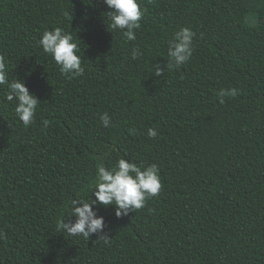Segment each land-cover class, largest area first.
Instances as JSON below:
<instances>
[{"label": "trees", "instance_id": "obj_1", "mask_svg": "<svg viewBox=\"0 0 264 264\" xmlns=\"http://www.w3.org/2000/svg\"><path fill=\"white\" fill-rule=\"evenodd\" d=\"M140 2L126 41L103 0H0L8 78L40 101L24 127L0 85V264H264V0ZM55 27L79 43L83 76L65 78L40 46ZM182 27L195 33L192 56L169 70ZM231 88L239 95L220 103ZM121 158L155 163L159 194L120 217L96 205L107 243L58 231L76 219L70 200L91 198L97 164Z\"/></svg>", "mask_w": 264, "mask_h": 264}, {"label": "clouds", "instance_id": "obj_2", "mask_svg": "<svg viewBox=\"0 0 264 264\" xmlns=\"http://www.w3.org/2000/svg\"><path fill=\"white\" fill-rule=\"evenodd\" d=\"M109 11V28L112 31L123 33L126 41L137 39L136 30L141 28V19L146 13L140 0H103ZM195 33L189 27H182L176 31L168 41V63L167 69H178L186 64L192 56L193 39ZM39 44L43 51L50 55L60 72L65 78L71 80L83 76L85 68L82 65L79 43L74 39L72 33L66 32L61 27L45 30L42 33ZM142 55L141 50L136 47L131 50V58L138 59ZM153 73L161 76L164 69L154 65ZM0 85H7L4 94L6 102H14L15 116L24 127L30 126L36 115L39 100L36 95L29 91L25 81L21 78L9 80L4 58L0 56ZM220 103H224V97H235L239 95V89H221L217 93ZM103 127H112L111 118L107 112L100 115ZM50 121L42 120V125L47 128ZM130 132H135L130 129ZM149 137L157 136V129L150 127L147 131ZM159 168L155 163L147 166H138L123 158L116 162L112 168H106L103 162L96 166L95 179L90 185V199H71L68 207L75 221L59 219L57 230L68 237L89 238L96 234L97 240L103 239L108 242V236L104 233V217L97 214L96 205L113 206L115 215L120 217L143 208L147 201L157 196L161 190ZM5 233L0 230V239H4Z\"/></svg>", "mask_w": 264, "mask_h": 264}, {"label": "rangeland", "instance_id": "obj_3", "mask_svg": "<svg viewBox=\"0 0 264 264\" xmlns=\"http://www.w3.org/2000/svg\"><path fill=\"white\" fill-rule=\"evenodd\" d=\"M237 6H238V3H237Z\"/></svg>", "mask_w": 264, "mask_h": 264}]
</instances>
